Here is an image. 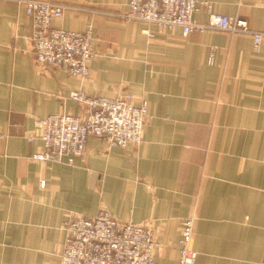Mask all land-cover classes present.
Returning <instances> with one entry per match:
<instances>
[{
  "label": "crops",
  "instance_id": "crops-1",
  "mask_svg": "<svg viewBox=\"0 0 264 264\" xmlns=\"http://www.w3.org/2000/svg\"><path fill=\"white\" fill-rule=\"evenodd\" d=\"M48 1L92 9H68L53 25H91L96 54L87 78L38 62L25 6L0 0V264H60L65 220L102 208L151 227L160 264H179L189 214L195 264H264V38L256 47L247 33L127 20L116 13L129 0ZM207 1L264 31V0ZM76 90L145 102L143 141L91 135L73 165L33 160L38 118L86 114Z\"/></svg>",
  "mask_w": 264,
  "mask_h": 264
},
{
  "label": "built area",
  "instance_id": "built-area-1",
  "mask_svg": "<svg viewBox=\"0 0 264 264\" xmlns=\"http://www.w3.org/2000/svg\"><path fill=\"white\" fill-rule=\"evenodd\" d=\"M14 1L23 4L32 18L31 41L37 61L62 67L77 77H89L96 54L92 26L66 29L54 26L53 21L68 9H92L48 0ZM202 8L210 14L205 21L194 18ZM116 14L127 20L181 27L186 35L193 30L247 33L253 36L256 47L264 38V31L252 28L245 17L215 12L207 0H129L127 10ZM71 98L82 104L86 114L60 112L38 118L43 149L32 153L33 160L73 165L85 156L91 135L103 138L109 146L125 147L143 141L149 111L145 102L135 101L133 93L104 96L76 90ZM28 139L34 140L35 136ZM41 184L45 185V180ZM196 219L195 214L181 219L179 264L197 261L198 252L192 244ZM64 227L66 238L60 264H160L154 255L158 245L154 230L142 223L121 220L105 208L95 215L73 214L65 220Z\"/></svg>",
  "mask_w": 264,
  "mask_h": 264
}]
</instances>
